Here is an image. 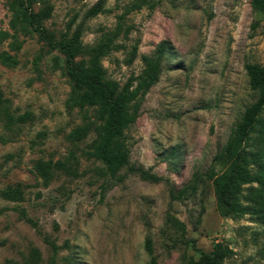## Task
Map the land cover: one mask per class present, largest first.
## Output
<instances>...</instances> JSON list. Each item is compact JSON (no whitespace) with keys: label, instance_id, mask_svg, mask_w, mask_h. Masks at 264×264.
Returning a JSON list of instances; mask_svg holds the SVG:
<instances>
[{"label":"rangeland","instance_id":"1","mask_svg":"<svg viewBox=\"0 0 264 264\" xmlns=\"http://www.w3.org/2000/svg\"><path fill=\"white\" fill-rule=\"evenodd\" d=\"M46 1L52 10L44 28L56 40L80 28L83 46L91 47L121 23L114 40L119 48L102 60L107 77L120 85L140 73L143 55L167 43L159 80L125 131L128 167L150 169L161 180L143 181L126 167L118 174L122 181L101 195L104 166L82 153L95 134L81 141L70 136L92 112L68 107L62 55L36 33L17 35L18 50L12 39L3 41L0 94L14 122L7 125L0 115V264H150L151 258L195 264L200 251L217 243L231 250L224 264H264V227L248 216L227 218L212 186L213 157L256 99L244 65H264V15L253 12L251 0H145L129 12L142 0ZM99 3L103 12L89 17ZM10 20L0 0V31L12 34ZM134 44L136 59L126 65ZM173 148L176 172L164 159ZM72 156L78 176L57 172L43 185L35 163ZM194 176L195 193L173 201L171 190ZM8 188L22 191L23 199L5 200L1 193ZM45 240L60 247L55 254Z\"/></svg>","mask_w":264,"mask_h":264},{"label":"trees","instance_id":"2","mask_svg":"<svg viewBox=\"0 0 264 264\" xmlns=\"http://www.w3.org/2000/svg\"><path fill=\"white\" fill-rule=\"evenodd\" d=\"M11 13L10 28L12 34L0 31V44L12 39L13 50L20 48L17 35L30 36L38 34L39 38L51 49L57 50L63 57V73L70 84L68 107L80 112H92V119L86 118L83 125L72 133L76 141L85 139L90 133L95 139L83 155L103 164L105 180L100 186L101 195L112 186L111 182H121L119 172L128 167L129 147L125 131L135 123L139 116L141 105L149 92L159 80L161 66L165 56L167 43H161L153 55L141 57L142 70L136 76H131L120 85L107 77L102 60L112 50L119 48L114 40L121 31V23L111 34H104L91 47H84L81 41L82 31L77 28L70 37L56 40L52 33L44 28V21L51 15V6L46 0H4ZM145 0L132 4L127 10H137ZM251 7L256 15H264V0H251ZM103 12L101 3L93 7L89 17ZM119 19H122L120 17ZM125 36L129 30H125ZM137 44L131 46L124 60L126 65L136 59ZM6 59V60H5ZM4 61H7V57ZM10 61L12 59L8 58ZM244 70L249 89L255 94L254 102L244 108L237 122L233 125L222 149L213 157L212 168L216 174L212 179L213 191L219 196L225 206V216L231 220H239L248 216L254 223L264 227V65L246 63ZM7 102L0 94V115L7 125L14 122ZM29 116H19L16 120L25 121ZM178 158L176 148L165 156L168 167L176 172L175 164ZM35 173L43 185H48L55 173L68 177L78 176V161L72 156L65 160L37 161ZM130 173H135L143 181L157 183L159 176L150 169L128 167ZM197 189L196 177L177 191L171 190L170 198L181 201L194 194ZM8 201L17 202L23 199V193L17 188H8L1 193ZM21 216L26 217L24 211ZM29 223L35 225L31 220ZM55 254L59 246L55 242L45 240ZM148 254H151L149 241L145 244ZM231 253L229 248L221 243L214 245L212 251L199 252L195 264H224L225 258ZM37 257L36 253L32 254ZM150 264H155L150 259Z\"/></svg>","mask_w":264,"mask_h":264}]
</instances>
